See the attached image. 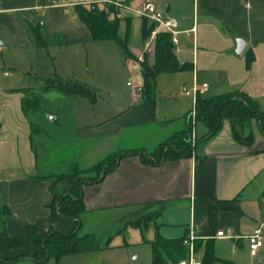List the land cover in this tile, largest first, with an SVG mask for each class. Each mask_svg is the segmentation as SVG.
I'll return each instance as SVG.
<instances>
[{"label":"crops","instance_id":"obj_1","mask_svg":"<svg viewBox=\"0 0 264 264\" xmlns=\"http://www.w3.org/2000/svg\"><path fill=\"white\" fill-rule=\"evenodd\" d=\"M58 1L59 4H52V0H0V40L4 42L0 46L38 48L33 32L37 26L42 32L46 29L52 37L65 36V45L92 41L89 29L77 19L74 6L113 0ZM120 1L133 10L146 1H153L165 16L177 21L176 55L180 63L189 64L191 69L163 75H180L183 98L191 102L183 89L191 88L197 81L200 86L208 84V90L201 91L203 94L212 89L211 95L244 91L264 111V0ZM40 11L44 13L43 24L37 22ZM123 12L131 18L129 48L134 58H129L133 59L129 65L138 79L137 93L129 105L114 115L98 121L95 118L94 123L77 127L78 141L97 143L96 148L88 149L85 154L94 150L98 158L131 148L152 151L189 126L187 116L192 102L175 103L177 99L170 95L171 89L167 91L170 100L157 99L154 115L139 107V89L143 85L139 61L148 50L149 58L153 59L151 46L158 31L155 29L144 41L142 17L128 9ZM125 32L126 22L122 20L119 33L123 37ZM238 39L246 43L241 55L235 53ZM249 54L254 60L247 67ZM16 89L0 86V208L7 207L10 212L4 217L7 231L10 235L23 236L29 225H36L40 232L52 227L72 231L76 226L73 221L52 217L47 208L53 180L39 176L54 172L48 166H45L46 172L39 167L33 127L22 109L25 94ZM243 129L244 135H252L248 144L234 138L232 123L224 118L221 129L207 141L195 145L190 157L168 160L158 166L145 165L138 156L124 158L102 182L84 187L86 213L128 212L132 208L134 213L144 208L146 214L159 212L145 227L149 243L155 239L156 226L166 238H180L188 233L191 224L196 234L207 240L215 235L209 221L212 204L217 209L216 232L223 230L231 235V238L213 239L214 248L216 240L229 239L234 251L248 248L249 252L246 237L264 221V135L255 119ZM131 132L132 140H124L123 136ZM205 133V125L194 121L193 140ZM33 252L34 247L29 245L2 255ZM198 254L203 257V251ZM254 258L252 264L258 258V264H264V246Z\"/></svg>","mask_w":264,"mask_h":264},{"label":"trees","instance_id":"obj_2","mask_svg":"<svg viewBox=\"0 0 264 264\" xmlns=\"http://www.w3.org/2000/svg\"><path fill=\"white\" fill-rule=\"evenodd\" d=\"M123 11L111 2L74 6L77 19L89 29L93 41H115L125 59L134 58L129 48L131 18L124 16ZM122 20L126 22V32L123 37L119 33ZM156 26L155 22L142 17L141 33L144 41L151 37ZM33 32L36 46L48 48L40 26L34 28ZM57 44L65 45L67 42L58 41ZM151 47L154 54L153 59L149 58L148 50L145 52L143 60L139 61L143 85L139 89L138 105L154 115L157 106L158 77L163 74L187 71L191 69V66L179 62L172 35L168 32L163 30L156 32ZM253 60V55L249 54L246 59L247 67H250ZM52 89L64 96H79L88 99L92 104L96 103L94 89L78 80H64L59 76L44 80L42 91L49 92ZM16 91L25 94L22 99L24 113L28 114L30 107L34 104L38 107V99L31 98L34 96V91L30 88H17ZM187 118L189 122L187 130L173 134L152 151L144 149L118 150L107 154L86 168H79L78 164L74 162L66 172L39 176V178L53 180L49 187L52 198L47 205L50 215L66 218L73 221L76 226L72 231H63L52 227L47 232H40L36 225H29L23 236H14L8 233L4 220V217L10 213L9 209L7 207L0 208V264H15L20 261L45 264L51 259L59 264L61 259L66 256L97 252L109 247L113 237H110L103 246L96 233L81 232L83 229L82 215L87 212L84 187L102 182L105 176L113 172L126 157L138 156L143 164L150 166H158L168 160L190 157L195 145L207 141L221 129L224 118L231 121L233 136L240 143L248 144L252 140V135H244L243 128L253 119L257 121L264 135V111L260 109L256 100L241 90L211 96L199 93L195 104V113L192 114L191 108ZM194 121L202 123L206 127V133L197 137L196 140L192 138ZM158 216L159 212L144 214L140 217L137 227H147ZM209 221L212 232L216 233L217 209L212 204H210ZM187 234L180 238H166L156 226L155 239L150 243L152 264H177L185 259L188 249L184 245V239ZM29 245L34 247L33 253H21L10 257L2 255L5 251ZM195 246L197 252L203 251L202 264H214L218 260L213 239H197Z\"/></svg>","mask_w":264,"mask_h":264},{"label":"rangeland","instance_id":"obj_3","mask_svg":"<svg viewBox=\"0 0 264 264\" xmlns=\"http://www.w3.org/2000/svg\"><path fill=\"white\" fill-rule=\"evenodd\" d=\"M38 19L39 24L45 22L42 11ZM43 33L47 36L48 48L0 46V86L30 88L34 91L31 98L38 99V107L36 104L30 107L27 120L33 127V142L42 172H46L45 166L50 168V172H66L74 162L79 168H86L101 158L94 150L85 154L88 149L96 148L97 143L78 141L75 138L77 127L94 123L95 118L98 121L112 116L132 102L138 81L129 65L133 59H125L115 41L92 40L60 46L57 42L65 41V36L57 39L46 29ZM3 35L7 36L4 30ZM131 38L133 40V35ZM56 76L64 80H78L93 88L96 103L79 96H64L53 89L43 92L44 80ZM178 76L163 75L158 78V100H170L167 91L171 89L170 95L177 99L175 103L192 102L181 95L183 82ZM212 91L202 94L210 96ZM175 113L178 115L177 110ZM50 116L55 119L50 120ZM123 138L132 140L133 132ZM144 214V208L134 213L132 208L128 212L111 210L82 215L84 226L81 232L96 233L103 246L113 237L111 245L97 252L66 256L59 264H152L148 231L144 226L137 227ZM121 231L123 234H120ZM234 248L229 239L216 240L215 253L220 259L214 264L253 263L255 258L249 255L248 248H238L237 252ZM18 264L34 263L22 261ZM45 264H56V261L51 259Z\"/></svg>","mask_w":264,"mask_h":264},{"label":"built area","instance_id":"obj_4","mask_svg":"<svg viewBox=\"0 0 264 264\" xmlns=\"http://www.w3.org/2000/svg\"><path fill=\"white\" fill-rule=\"evenodd\" d=\"M116 7L122 10H131L135 14L140 17L147 18L148 20L156 23V31L163 30L168 32L172 35V39L174 44L178 43L177 40V21L173 18H169L164 15L163 11L159 8V6L153 1H146L144 2L139 8L137 9H129L125 4H123L120 0H113L111 1ZM52 4H59L58 0H52ZM120 16V15H119ZM208 90V84H198L197 81L194 82V85L191 88H184L183 94L187 97L191 98L192 101V114L195 113V104L198 98L199 93L201 91ZM213 239H222V238H231L227 232L223 230H219L215 233L212 237ZM249 253L252 257L258 256L260 249L264 246V221L261 222L254 231L249 234L247 237ZM197 239H201L194 230V225L191 224L188 234L184 239V245L188 249L187 257L177 264H202V258L197 252L195 241Z\"/></svg>","mask_w":264,"mask_h":264},{"label":"water","instance_id":"obj_5","mask_svg":"<svg viewBox=\"0 0 264 264\" xmlns=\"http://www.w3.org/2000/svg\"><path fill=\"white\" fill-rule=\"evenodd\" d=\"M0 45H1V44H0ZM245 47H246V43L244 42V40H242V39H238V40H237V47H236V49H235V53L238 54V55H241V54L243 53ZM49 119H50V120H54L55 117H53V116L51 117V116H50Z\"/></svg>","mask_w":264,"mask_h":264}]
</instances>
